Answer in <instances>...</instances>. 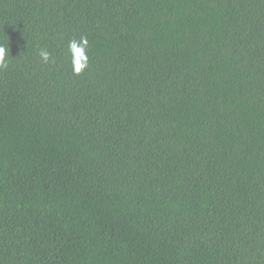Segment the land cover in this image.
Instances as JSON below:
<instances>
[{"label":"trees","instance_id":"trees-1","mask_svg":"<svg viewBox=\"0 0 264 264\" xmlns=\"http://www.w3.org/2000/svg\"><path fill=\"white\" fill-rule=\"evenodd\" d=\"M0 43V264H264V0H0Z\"/></svg>","mask_w":264,"mask_h":264},{"label":"clouds","instance_id":"clouds-1","mask_svg":"<svg viewBox=\"0 0 264 264\" xmlns=\"http://www.w3.org/2000/svg\"><path fill=\"white\" fill-rule=\"evenodd\" d=\"M88 45L89 41L86 36H81L79 40L72 39L68 43V54L71 57L72 70L75 75L81 74L89 66ZM9 56H11L9 44L5 46L3 43H0V70L6 69L9 66ZM39 56L44 64H48L52 60L51 53L46 48L40 49Z\"/></svg>","mask_w":264,"mask_h":264}]
</instances>
